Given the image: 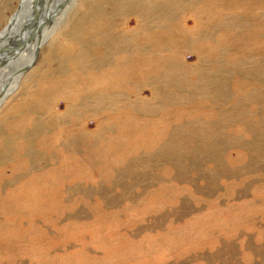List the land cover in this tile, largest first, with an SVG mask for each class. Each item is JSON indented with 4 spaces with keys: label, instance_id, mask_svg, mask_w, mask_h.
<instances>
[{
    "label": "rangeland",
    "instance_id": "374dc122",
    "mask_svg": "<svg viewBox=\"0 0 264 264\" xmlns=\"http://www.w3.org/2000/svg\"><path fill=\"white\" fill-rule=\"evenodd\" d=\"M0 264H264V0H73L0 104Z\"/></svg>",
    "mask_w": 264,
    "mask_h": 264
},
{
    "label": "bare ground",
    "instance_id": "6f19581e",
    "mask_svg": "<svg viewBox=\"0 0 264 264\" xmlns=\"http://www.w3.org/2000/svg\"><path fill=\"white\" fill-rule=\"evenodd\" d=\"M68 1L70 0H54L53 1L51 9H50L51 12H49V14H55L56 16L53 18L51 23L45 26V28L43 29V32L39 36H36L35 40L29 43L28 47L21 50L22 55L29 51H31L32 53L30 60L26 62L27 65L26 66L24 65L25 67L31 65V63L34 61L35 55H36L35 53L37 50V45L39 43L38 41L40 40V45L42 46L45 40H47L51 36V34L53 33V29L56 28L60 19L64 16L66 11L70 8L72 4L71 2H70L69 7L64 9V11L61 10L62 4ZM46 2L47 0H45V2L43 3L44 8L42 11L38 9L39 7L36 10L40 17H43L44 9L46 7ZM55 3L56 5H54ZM53 5L56 7V9L53 8L54 7ZM36 11L33 8V0H21V12L18 14L17 17H14V15L11 17L10 21L13 19L11 28L6 29L4 32L0 34L1 39H3L2 42H0V46L3 43L7 44L9 42L19 43L23 38H25L30 32L31 24L34 20ZM43 20H44V17H43ZM16 58L9 65H7L2 70H0V77L1 75L3 77L0 80V104L3 102L4 98H6L16 88L18 81L20 80L22 76L21 74L16 75V73L22 70L23 68H25V67L19 68L20 63L18 62L16 64L15 62L17 60ZM11 66H12V69L10 70V72L5 73L4 70L9 69Z\"/></svg>",
    "mask_w": 264,
    "mask_h": 264
},
{
    "label": "water",
    "instance_id": "95a60500",
    "mask_svg": "<svg viewBox=\"0 0 264 264\" xmlns=\"http://www.w3.org/2000/svg\"><path fill=\"white\" fill-rule=\"evenodd\" d=\"M53 1L54 0H47L46 7H45L44 13H43V17H44V20H43V17H40L36 10L38 7H39L38 9L40 11L43 10V8H44L43 3L45 2V0H33V8L35 9L36 12H35L34 20L31 24L30 32L19 43L9 42L7 44L3 43L0 46V70H2L4 67L9 65L16 57H18L21 50L28 47L29 43H31L33 40H35L36 36H39L43 32V29L45 28V26H47L49 23H51L53 18L56 16L55 14H49V12H51L50 9H51ZM70 2L72 3L73 0H70L68 2L63 3L61 6V10H64L67 7H69ZM20 12H21V1H20L19 8L17 9V11L14 14V17H17ZM12 21H13V19L11 21H9L8 25L3 30V32L6 29L11 28ZM14 26H16V25H14ZM2 40L3 39H1V36H0V42H2ZM38 42L39 43L37 45V50L35 53L36 55H35L34 61L31 63V65H29V66L23 68L22 70H20L19 72H17L16 75L17 74H21V75L24 74L36 62V60L38 58V54H39V49L41 47L40 40Z\"/></svg>",
    "mask_w": 264,
    "mask_h": 264
}]
</instances>
